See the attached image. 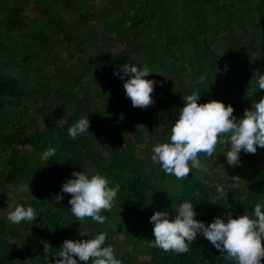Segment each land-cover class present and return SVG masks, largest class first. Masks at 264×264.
Segmentation results:
<instances>
[{
  "label": "trees",
  "instance_id": "obj_1",
  "mask_svg": "<svg viewBox=\"0 0 264 264\" xmlns=\"http://www.w3.org/2000/svg\"><path fill=\"white\" fill-rule=\"evenodd\" d=\"M124 63L156 72L146 77L159 82L146 109L133 107L114 75ZM261 74L264 0H0V264H54L66 239L100 232L122 264H230L202 234L182 254L153 246L150 217L174 218L185 200L206 223L252 215L264 201V148L230 166L231 145H218L183 181L151 155L170 137L183 95L199 90V103L223 101L241 118L264 98ZM86 115L89 133L70 138ZM50 145L57 151L47 161ZM82 170L119 186L105 223L78 221L71 194L57 197ZM18 204L33 206L35 220L11 223Z\"/></svg>",
  "mask_w": 264,
  "mask_h": 264
},
{
  "label": "clouds",
  "instance_id": "obj_2",
  "mask_svg": "<svg viewBox=\"0 0 264 264\" xmlns=\"http://www.w3.org/2000/svg\"><path fill=\"white\" fill-rule=\"evenodd\" d=\"M151 73L156 72L147 64L124 63L114 69V75L124 81L125 94L133 107L146 109L154 104L152 93L159 82L154 78L146 79ZM258 85L259 89H264V74L259 76ZM200 97V91L195 89L183 95L185 104L172 126L170 137L156 143L152 150L153 163L179 181L186 179L193 169H204L201 154L213 157L218 145H231L223 153L230 166L241 163L242 151L254 154L258 147L264 148V98L252 102L253 107L245 109L243 117L237 118L233 105L219 100L199 103ZM89 128L88 115L81 116L68 128V133L70 138L76 139L89 133ZM56 151L50 145L42 158L48 161ZM71 175L57 197L61 201L63 193L71 194L68 203L78 221L90 217L97 223H105L107 217L102 211H110L116 205L119 186H110L109 178L99 172L91 174L82 170L73 171ZM16 191L18 194L30 192L29 183L19 185ZM194 205L191 200L181 202L174 208V218L167 210L155 211L150 217L155 237L153 246L182 254L190 252L198 234H202L230 264H264V201L255 203L252 215H234L229 211L226 216H216L210 223L196 218L198 213ZM36 216L33 206L18 204L8 213L7 219L20 224L34 221ZM106 238L107 233L100 232L92 238L66 239L54 264H122L114 245L106 243Z\"/></svg>",
  "mask_w": 264,
  "mask_h": 264
}]
</instances>
